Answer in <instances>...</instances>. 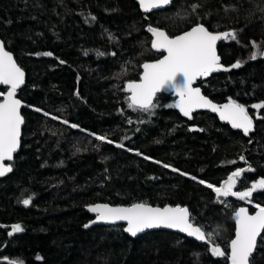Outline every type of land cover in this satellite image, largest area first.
I'll use <instances>...</instances> for the list:
<instances>
[{"label":"trees","instance_id":"trees-1","mask_svg":"<svg viewBox=\"0 0 264 264\" xmlns=\"http://www.w3.org/2000/svg\"><path fill=\"white\" fill-rule=\"evenodd\" d=\"M197 24L237 33L216 46L224 67L196 85L215 103L243 105L247 134L209 112L182 117L170 93H158L150 112L129 107L125 83L162 54L146 27L173 36ZM0 40L24 71L20 143L0 177V264H228L210 249L227 253L234 209L264 205V190L249 203L218 198L208 184L220 187L238 169L233 191L264 178V108L253 107L264 102V0H171L147 14L134 0H0ZM95 201L185 206L211 236L131 237L118 223L89 224L85 206ZM15 224L24 230L9 236ZM250 264H264L260 238Z\"/></svg>","mask_w":264,"mask_h":264},{"label":"snow or ice","instance_id":"snow-or-ice-1","mask_svg":"<svg viewBox=\"0 0 264 264\" xmlns=\"http://www.w3.org/2000/svg\"><path fill=\"white\" fill-rule=\"evenodd\" d=\"M139 3L145 11H151L154 8L170 4L171 0H139ZM196 7L193 5V10ZM93 19L95 18L93 17ZM148 30L155 37L152 41V48L157 51L164 50L167 54L156 62L144 63L140 82L128 83L127 88L131 92L129 107L150 112L156 107L154 98L158 92L174 89L180 96L179 102L174 106L179 108L184 116L191 118V113L195 108H210L213 112H219L221 119L229 120L234 128L243 129L247 134L253 126V121L243 105L230 100L223 106H217L207 97L201 95L199 88L192 87L193 81L198 77L208 76L211 72L224 67L220 64V57L216 53L217 41L221 39L237 40V33L235 31L213 33L203 24H197L189 31L175 37H170L165 31L157 28L149 27ZM252 44L253 47H258L256 42L253 41ZM260 54L264 55V52ZM43 55L51 56L52 53H43ZM98 55H103V53H98ZM113 55L115 54L113 53ZM251 58L256 59V53H253ZM61 63L64 62L61 61ZM240 66L241 62L237 61L231 67L239 68ZM224 70L228 69L224 68ZM0 83L10 86L6 95L0 93V96H4L3 101L0 102V177H2L12 171V166L5 165L3 162L13 159V153L16 152L20 143V126L24 122L19 111L21 101L15 98L17 89L24 83V72L16 64L12 53L5 50L3 41H0ZM253 107L264 108V102L253 105ZM72 127L78 126L72 125ZM97 138L107 139L104 136ZM108 142L112 143L110 140ZM118 146L123 147V145ZM145 158L150 159L149 157ZM157 163L160 162L157 161ZM164 167L170 166L165 164ZM244 171V169L236 170L220 187L211 184H208V187L213 188L218 198L236 196L240 200H249L251 203L250 198L253 192L264 190V178L254 182L245 191H233ZM200 183L205 182L200 181ZM22 203L25 206L29 205L31 197L22 200ZM255 207L258 211L254 215H250L248 210L243 207L235 211L237 228L235 238L230 242L231 264H250L252 254L257 249L258 238L264 240V235H262L264 233V206L257 204ZM89 210L97 214L96 219L90 223L126 221L125 231L134 237L145 229L161 226L177 228L201 241L209 239L211 236V234H206L202 227L193 225L186 207L159 208L152 207L147 203H136L128 207L97 204L89 206ZM23 230L20 224H15L11 226V231L8 234L11 236ZM210 251L218 257L226 255L219 245L212 246ZM9 264H16V261H10Z\"/></svg>","mask_w":264,"mask_h":264},{"label":"water","instance_id":"water-1","mask_svg":"<svg viewBox=\"0 0 264 264\" xmlns=\"http://www.w3.org/2000/svg\"><path fill=\"white\" fill-rule=\"evenodd\" d=\"M134 2L137 4V6H138V9L143 13V14H147V13H150V12H153V11H158V10H162V9H164V8H166L167 6H169V4L168 5H165V6H163V7H160V8H154V9H152L151 11H145L144 10V8H142L141 7V5H140V3H139V0H134ZM193 26H195V25H193ZM193 26H191V27H189L188 29H186V30H184V31H182V32H180V33H178V34H176V35H173V36H170V37H175V36H177V35H181V34H183L184 32H186V31H189ZM149 27L150 26H147L146 27V29H147V31L151 34V36H152V41H153V39H155V37L152 35V33L148 30L149 29ZM154 28V27H153ZM158 29V28H157ZM161 30V29H160ZM210 31V30H209ZM211 32H213V33H223V32H228V31H221V32H215V31H211ZM222 40V39H221ZM1 41V40H0ZM152 41H151V46H152ZM220 41V40H219ZM219 41H217V44H218V42ZM217 44H216V46H217ZM5 50L6 51H8L6 48H5ZM155 50V49H154ZM157 51V50H156ZM10 52V51H9ZM160 52L162 53L158 58H156V59H153V60H148V61H144L143 63H141V65H140V72H139V75H138V78L136 79V80H132V81H128V82H126L125 83V85H124V91L127 93V95H128V99H129V101H130V96H131V92L128 90V88H127V85H128V83H130V82H140V80L142 79V76H143V68H142V65L144 64V63H153V62H156V61H158V60H160V59H162L163 58V56L164 55H166L167 53H166V51H164V50H160ZM11 53V52H10ZM216 53H217V50H216ZM218 55V54H217ZM13 56V55H12ZM13 59H14V57H13ZM15 60V59H14ZM16 62V61H15ZM17 64V63H16ZM18 65V64H17ZM19 66V65H18ZM20 67V66H19ZM218 71H220V70H217V71H213V72H211L209 75H211V74H213V73H216V72H218ZM24 72V71H23ZM208 75V76H209ZM208 76H201V77H198L195 81H193V83H192V87H194V88H199L197 85H196V83H197V80L199 79V78H203V79H205V78H207ZM23 85V84H22ZM22 85H20L19 86V88H21V86ZM0 86H2V87H4V91L2 92L3 94H7V92L9 91V89H10V86L9 85H4V84H2V83H0ZM18 88V89H19ZM17 89V90H18ZM200 89V88H199ZM200 92H201V90H200ZM158 93H170L171 94V96L172 97H174V105L175 104H177L178 102H179V100H180V96L177 94V92L174 90V89H166V90H164V91H162V92H158ZM157 93V94H158ZM201 95H203L202 94V92H201ZM203 96H205V95H203ZM206 97V96H205ZM15 98L16 99H18V100H20L19 98H17L16 96H15ZM208 98V97H207ZM3 99H4V96H1V98H0V102H2L3 101ZM209 99V98H208ZM210 100V99H209ZM21 101V100H20ZM212 101V100H211ZM213 102V101H212ZM214 104H216L217 106H223V105H225V104H227V103H229V102H224V103H215V102H213ZM21 105H22V103H21ZM174 108L177 110V112L182 116V117H184V118H188V117H186V116H184V114L180 111V109L179 108H177V107H175L174 106ZM21 110V107H20V109H19V111ZM200 111H205V112H209L210 114H212V115H214L216 118H217V120L221 123V124H226V125H228L230 128H234L233 126H232V123L229 121V120H223V119H221L220 118V114H219V112H213L210 108H195V109H193V111H192V113H195V112H200ZM191 113V114H192ZM20 115H21V112H20ZM22 116V115H21ZM21 126H22V124H21ZM21 126H20V131H21ZM235 129H238V130H240L243 134H246L244 131H243V129H240V128H235ZM18 149V148H17ZM17 151V150H16ZM15 153V152H14ZM13 153V154H14ZM8 160H5L3 163L5 164V165H8L9 163L7 162ZM228 177H229V175H228ZM136 203H147V202H142V201H135V202H132V203H129V204H121V203H107V202H102V201H95V202H91V203H88L86 206H85V208L93 215L92 216V219L89 221V224H103V225H110V224H121L122 225V229H123V231L125 232V233H127L129 236H131V237H134V236H132L130 233H128L127 231H125V229L127 228V222L126 221H115V222H104V221H97L96 223H90L91 221H94L95 219H96V213H94V212H91L90 210H89V206H93V205H97V204H107V205H109L110 207H128V206H131L132 204H136ZM148 205H150V206H152V207H159V208H164V207H166V206H168V207H176V206H180V207H185V206H181V205H178V204H163V205H155V204H150V203H147ZM261 206H264V205H261ZM246 208V206L245 205H240V206H238V207H236L235 209H234V211H233V234H232V237L229 239V241H228V245H227V253H226V259H227V263L228 264H231V260H230V242H231V240L232 239H234L235 238V233H236V228H237V225H236V222H235V211L236 210H238L239 208ZM247 209V208H246ZM248 210V209H247ZM256 211H258V209L256 208V207H254L252 210H248V213L250 214V215H254L255 213H256ZM193 223V222H192ZM193 225L194 226H198V225H196L195 223H193ZM156 229H162V230H169V231H174V232H178V233H180V234H183L184 236H186V237H188V238H191V239H193V240H195L196 242H203V241H201V240H198L196 237H194V236H189L188 235V233H186V232H182V231H180L179 229H177V228H166V227H163V226H161V227H158V228H150V229H145L144 231H142V232H145V231H149V230H156ZM142 232H140V233H142ZM140 233H137V235L138 234H140ZM136 235V236H137ZM205 241V240H204Z\"/></svg>","mask_w":264,"mask_h":264}]
</instances>
